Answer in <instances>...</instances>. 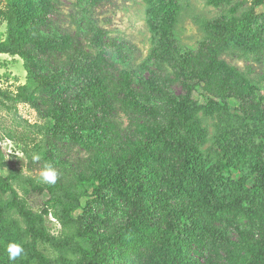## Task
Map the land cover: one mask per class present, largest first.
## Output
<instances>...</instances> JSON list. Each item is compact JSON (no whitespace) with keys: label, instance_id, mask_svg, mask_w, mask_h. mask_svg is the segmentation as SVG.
Returning a JSON list of instances; mask_svg holds the SVG:
<instances>
[{"label":"trees","instance_id":"16d2710c","mask_svg":"<svg viewBox=\"0 0 264 264\" xmlns=\"http://www.w3.org/2000/svg\"><path fill=\"white\" fill-rule=\"evenodd\" d=\"M52 1L35 0L30 15L26 3L14 6L0 47L21 57L36 82L16 93L0 87V104L7 111L29 104L49 120L39 126L48 143L39 154L59 173L55 185L15 169L0 174V264H10L9 242L25 249L15 264H264V73L225 60L264 64V0H206L222 15L204 22L194 50L170 32L187 0H156L152 77L116 68L124 45L101 30L87 53L69 34L34 38L51 22ZM178 84L181 97L171 94ZM198 88L206 98L200 105ZM231 113L239 131L217 133V148L205 150L204 119L221 123ZM240 154L256 170L251 180L231 177ZM35 197L37 210L28 203ZM49 217L61 236L50 232Z\"/></svg>","mask_w":264,"mask_h":264},{"label":"rangeland","instance_id":"374dc122","mask_svg":"<svg viewBox=\"0 0 264 264\" xmlns=\"http://www.w3.org/2000/svg\"><path fill=\"white\" fill-rule=\"evenodd\" d=\"M21 3H26V11H29L28 15H30L35 0H0V47L9 37L12 8L16 6L20 9ZM52 5L54 9L50 17L51 22L44 26L38 25L39 32L34 38H37L39 34L57 38L69 34L78 40L77 46L81 49V53H87L93 33L101 30L104 40L124 45L125 54L121 56L122 61L119 60L120 56L113 59L116 68L130 67L138 70L145 77L153 76L154 65L151 58L155 35L153 30L156 23L161 21L157 19L156 0H105L96 6L90 5L87 0H53ZM259 12L264 13V7ZM221 15L222 10L207 5L206 0H187L170 32L184 50H194L198 48L199 42L205 36L204 22L219 18ZM24 29L25 27H22L21 31ZM225 60L241 70L251 66L254 74L264 73V64L258 65L252 61L237 60L229 56H226ZM21 86L31 89L36 87V82L28 78L24 60L19 56L0 54V87L4 91L16 93ZM171 91L175 97H181L184 94L183 87L179 84L173 86ZM201 94L203 92L201 88H198L193 95V102L196 105L206 102L205 96ZM262 94L264 95V89ZM235 109L236 105L233 104L232 111L235 112ZM223 120L219 123L217 116L204 119L203 126L208 129L210 137L205 150L217 148L214 144L217 133L222 136L225 132H232L233 135L239 131L237 119L232 113L224 115ZM47 123L49 120L42 118L29 104H19L17 109L12 111H7L0 104V147L6 154V165L0 169L1 175L7 176L11 170L15 169L26 175L39 177L40 171L44 168V162L42 159L31 162L28 156L39 154L41 147L48 144L45 132H41L39 128ZM236 160L237 167L230 169L232 178L248 177L251 180L255 177L256 170L250 159L247 162L243 154H240ZM28 203L37 210L40 206V198H29ZM73 212L74 217L78 218L83 213V209H75ZM47 220V226L52 235L61 236L60 224L52 217ZM218 226L227 233L228 237L232 239L237 237L232 227L224 224H218ZM40 248L47 257L56 258L57 254L52 252L51 248L43 245Z\"/></svg>","mask_w":264,"mask_h":264},{"label":"clouds","instance_id":"9594fccd","mask_svg":"<svg viewBox=\"0 0 264 264\" xmlns=\"http://www.w3.org/2000/svg\"><path fill=\"white\" fill-rule=\"evenodd\" d=\"M42 159L41 155L36 153L33 154L32 160L34 162L40 161ZM59 178V173L54 167H52L47 162L45 163L44 168L40 171L39 182L45 183L48 185H55ZM7 259L10 264H15L19 259H22L25 256V249L21 243L18 242H9L4 249Z\"/></svg>","mask_w":264,"mask_h":264}]
</instances>
